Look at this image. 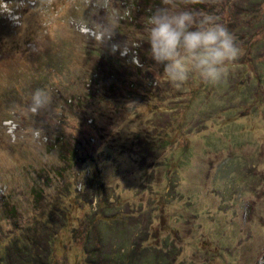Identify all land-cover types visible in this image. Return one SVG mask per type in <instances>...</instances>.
<instances>
[{
    "label": "rangeland",
    "instance_id": "rangeland-1",
    "mask_svg": "<svg viewBox=\"0 0 264 264\" xmlns=\"http://www.w3.org/2000/svg\"><path fill=\"white\" fill-rule=\"evenodd\" d=\"M161 6L227 25V81L264 64V0H0V264L29 237L45 264H264V103L155 80ZM113 10L143 68L101 46Z\"/></svg>",
    "mask_w": 264,
    "mask_h": 264
},
{
    "label": "clouds",
    "instance_id": "clouds-1",
    "mask_svg": "<svg viewBox=\"0 0 264 264\" xmlns=\"http://www.w3.org/2000/svg\"><path fill=\"white\" fill-rule=\"evenodd\" d=\"M198 15L191 9L174 10L168 6L151 10L142 39L148 46L152 61L149 70L155 80L163 78L179 87L194 77L212 86L224 79L226 65L238 58L240 50L227 25L210 15ZM119 19V13L113 10L107 21L99 25L106 37L101 46H106L112 55L130 57V63L134 60L136 67L143 68L124 42H112ZM49 104L47 92L37 89L29 97L28 110L39 113Z\"/></svg>",
    "mask_w": 264,
    "mask_h": 264
},
{
    "label": "trees",
    "instance_id": "trees-1",
    "mask_svg": "<svg viewBox=\"0 0 264 264\" xmlns=\"http://www.w3.org/2000/svg\"><path fill=\"white\" fill-rule=\"evenodd\" d=\"M260 58H264V54L260 56ZM264 60V59H263ZM253 60H249L248 63L252 64V67L249 72H246L245 78L242 81H238V82H232L231 79L227 81V79H223L220 82L222 83V86H224L225 84H230L232 86V88L230 89V91H242L243 96H244V102H252L253 105L256 106V104L258 103H264V100L262 99L263 94L261 93H256V96H247L249 94L250 91L253 92L257 90V86H260V88H264V64L263 61L260 59L258 61ZM231 66V64H228L227 67ZM245 66V65H243ZM258 68V69H257ZM253 73V74H252ZM231 77L232 73H230ZM262 94V95H261ZM242 95V94H241ZM255 99V100H254ZM257 99V100H256ZM251 105V104H250ZM36 194V193H35ZM35 248H36V243L34 242V239L32 240L31 237H29L27 239V241L25 242V244H23L22 248H17V250L22 253V254H30V258L27 261H21L20 264H45V262L43 260L40 259V255H34L35 252ZM38 248V247H37ZM39 249V248H38ZM17 251V252H18ZM19 262V261H18ZM8 264V263H6ZM9 264H13L12 262H9Z\"/></svg>",
    "mask_w": 264,
    "mask_h": 264
}]
</instances>
